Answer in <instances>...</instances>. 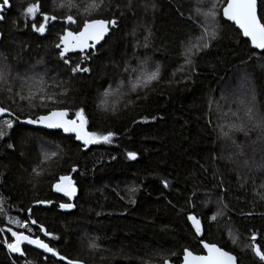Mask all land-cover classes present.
<instances>
[{"label":"trees","instance_id":"obj_1","mask_svg":"<svg viewBox=\"0 0 264 264\" xmlns=\"http://www.w3.org/2000/svg\"><path fill=\"white\" fill-rule=\"evenodd\" d=\"M196 1L103 0L88 14L84 6L90 0H74L79 8L71 10L57 7L61 0H38L40 12L56 15L58 21L69 13L76 19L71 25L49 24L41 36L31 29L33 22L37 26L42 22L41 17L33 21L22 15L23 8L36 0H10L11 8L0 22V66L9 73L7 82L0 84L2 106L15 110L21 119L42 114L46 109L30 110L18 98L11 103L7 88L12 95L27 94L28 87L43 77L47 92L67 90L61 97L66 103L59 106L68 108L70 118L83 108L89 131H111L114 136L111 144L84 150L73 137L17 123L10 137L0 140V229L5 235L0 233V264H66L28 248H22L23 257L10 254L3 243L11 242L8 228L38 236L60 255L82 264H150L165 259L179 264L184 248L202 253L200 239L232 253L239 264H264L250 248L255 233V243L264 250V131L244 116L249 105L242 95L241 107L235 102L226 108L228 129H221L233 134L232 140L219 138L223 118L217 113L222 89L236 70L243 69L254 90L250 105L264 114V66H260L264 55L253 51L238 30L223 21L221 10L227 0H219L217 38L208 50L192 57L194 71L189 65L184 73L177 71L184 64L182 53L189 38L194 41L203 30L204 17L196 9L205 8ZM258 4L259 15L264 16V0ZM98 18L115 19L117 26L96 46L95 55L82 62L91 71L73 75L54 45L65 28L78 31L84 19ZM80 55L70 52L67 58L74 64ZM157 63L158 81L132 92L119 87L129 77L126 68L146 66L151 72ZM111 88H119L118 93L103 111L97 107L100 95ZM241 122L246 132L229 131L230 124ZM8 142L13 149L6 147ZM129 151L136 152L137 159L129 160ZM51 152L57 155L41 163ZM247 164L254 170L249 171ZM33 168L41 174L35 175ZM62 175L69 176L76 188L71 198L56 194L52 187ZM162 181L169 186L165 188ZM42 200L52 203H37ZM61 203L74 207L61 209ZM215 208L222 214L212 221ZM188 213L201 220L202 237L194 236ZM9 217L27 223L32 232L9 223ZM40 225L56 238L40 232ZM93 242L96 248L90 247Z\"/></svg>","mask_w":264,"mask_h":264},{"label":"snow or ice","instance_id":"obj_2","mask_svg":"<svg viewBox=\"0 0 264 264\" xmlns=\"http://www.w3.org/2000/svg\"><path fill=\"white\" fill-rule=\"evenodd\" d=\"M103 4V0H90L84 6L85 13H92L99 9ZM59 8L73 9L79 8V5L74 2V0H61L57 5ZM154 7V5H153ZM11 8L10 0H0V22L5 21V11ZM197 13L204 17V22L202 24L201 34L195 38L196 42L193 43L192 39L189 38L185 51L182 53L184 56V64L181 65L177 71H183L185 65L193 66L192 57L201 51L208 50L211 47V41L217 38V28L220 21L217 19V0H213L207 11H201V9H196ZM22 15L24 17L31 18L33 21L37 20V17H42V21L37 26V23L33 22L31 24V29L33 32L43 36L46 32V25L50 20H57L56 15H49L47 13L40 12V4L38 0L36 2L27 4L23 8ZM222 16L226 22H231L236 29L239 30V34L246 38V43H250V47L253 50H261V55H264V16L259 15V4L258 0H227L226 5L222 8ZM66 24H75L76 19L72 14H66L60 17ZM191 19V17H189ZM16 23V21H13ZM111 28L117 26V21L115 19H84L82 22V27L78 31H71L65 28L61 35L58 36V43L54 46L59 50V58L64 65L69 66V71L75 75L77 73H89L91 71L90 67H83L82 62L90 60L96 52V46L105 40L106 35ZM3 33L0 32V37ZM147 39V38H146ZM147 47V45H145ZM91 50V51H89ZM79 52L83 55L79 56V61L77 63H72L67 54L70 52ZM146 63V61L144 62ZM128 69L126 68L125 71ZM175 74V73H174ZM160 76V66L157 63L155 70L151 72H141L140 75L136 77V82L131 85V90L135 91L137 88H144L149 86L153 81H158ZM9 78V73L6 70V66H0V84L7 82ZM122 83V82H121ZM43 77H40L34 83L28 87L27 94L21 91L16 92L12 95L11 87L7 88V92L10 94L8 99L11 103L15 104L17 102L16 98L20 101H25L27 107L30 110H35L38 108L46 109L42 114L35 116H28L25 119H21L16 111L10 107L2 106L3 102L0 101V117H5L0 119V140H4L10 137V131L15 127L17 123L24 125L40 126L47 129H60L66 134H74L75 140L82 142L83 146L86 148L89 145L94 144H111L113 140L114 133L108 131L106 133H99L97 131H89L87 129L88 120L85 116L83 108H78L75 110V118L69 119V110L66 107H60L59 105H64L66 103L65 99L61 97L67 96V90L60 93H49L44 88ZM25 85L22 84V88ZM118 91V89H117ZM112 95L110 89H106L103 93L105 99L101 100L100 104L97 105L98 108L103 111H108V101L107 97ZM37 101L39 103H37ZM49 105H52L51 107ZM22 111V110H21ZM237 116V113H233ZM244 116L248 121H255L253 127H260L264 129V114H258L253 111L252 107H246ZM237 119H240L237 116ZM245 131L246 129L243 122L240 124H230L229 131ZM223 136L228 137V131H222ZM235 143V141H233ZM8 149H13L14 144L8 142L6 144ZM239 147V146H237ZM57 155L56 152L45 153L44 159L41 163H45L52 157ZM127 158L129 160L137 159V153L129 151L127 152ZM33 173L39 176L41 173L37 168L32 169ZM75 171V169H73ZM164 187L167 188L168 182L162 181ZM53 189L57 193H63L66 197H73L76 193V188L73 185L72 180L67 175H62L58 178L57 182L52 185ZM135 188L130 189L131 192H135ZM264 198V197H262ZM2 199V198H0ZM41 204H51L52 201H37ZM191 204V199L189 200ZM222 203V200H221ZM61 209H71L74 207L71 203H61L59 205ZM226 207V205H225ZM30 211V209H29ZM221 212L213 214L210 219L212 221L216 220L217 215H221ZM187 222H190L191 229L193 230L195 237L203 236V225L201 220L192 213H188ZM9 223L16 224L19 228L27 229L29 233L32 232V228L29 227L27 223H21L19 220H15L9 217ZM31 224L36 225L35 220L31 221ZM39 231L43 232L45 236L52 237V234L48 232L42 225L38 226ZM7 231L11 234L10 240L5 239L3 241L9 253L19 254V256H25V251L22 249L21 245L26 243L28 245H33L37 249H42L45 253H50L51 256L57 257L60 261H65L66 264H82L80 260L68 259L67 257L60 255L59 252L51 247L49 243L45 242L38 236L33 238L31 235L25 234L24 231H14L12 228H8ZM4 229H0V233H3ZM231 235V233H230ZM55 239L56 237H52ZM257 237L253 233L251 235V240L253 243L250 248L254 255L259 259V261L264 262V250L262 247L255 243ZM232 242L235 244L236 240L233 237ZM202 245V250L206 253L203 255H196L188 248L183 249V261L182 264H237V258L232 253H229L219 247L215 243L205 242L203 239L199 240ZM90 247L96 248L97 245L93 242ZM175 255V253H172ZM163 264H170V262L165 259Z\"/></svg>","mask_w":264,"mask_h":264},{"label":"rangeland","instance_id":"obj_3","mask_svg":"<svg viewBox=\"0 0 264 264\" xmlns=\"http://www.w3.org/2000/svg\"><path fill=\"white\" fill-rule=\"evenodd\" d=\"M218 1L219 0H217V5H218ZM212 3H213V0H198V1H196V4H198L199 6H203L205 8V10H203V11H207ZM192 42L195 43L196 40H194ZM186 46H187V44L185 45V48H186ZM145 65L149 67L151 65V63L149 61H146ZM146 66H144L145 68H139V69H133L132 68V69H128V70H130V72L128 74L129 77L125 81V83L123 85H119V87L120 88L121 87L122 88H125L126 87L130 92H132L131 85L136 82V77L138 75H140L141 72H149L148 70H146L148 68ZM260 66H264V60L260 63ZM185 67H187V65H185L184 68ZM184 72H185L184 70L183 71H180V73H184ZM226 85L227 86H225L222 89V92H221V95L223 96V98L221 99L220 105H218L220 107V110L217 109V113L218 114L220 113L221 118H223V120H221L222 124L220 126V129H219L218 133L220 135L219 136L220 139H222V140L231 139L232 140L234 138L233 137V134L229 135L228 137H225L221 133H222V131H227V130H221V129H228V128H226V124H225L226 123V120H224L226 118V116L229 115L228 112H226V108L229 105L230 106H233L234 104L236 105L235 102H237V104L239 105V107H241V103L240 104L238 103V96L242 95V97H243V100L242 101H245L246 100V104L249 105L248 107H252L254 112H256L258 114H260V113L258 112V110L254 106L250 105V104H254V90H253V87L251 85V81H250L249 77H247L245 75L243 69L236 70L235 75H233V79L230 82L226 83ZM117 89H119V88H116V89L111 88L110 89L112 91V95H110V96H108L106 98L107 101L109 100V98L117 95L118 92H115V90H117ZM245 95L247 96V98L245 97ZM103 99H105V97L103 96V93H102L100 95V98H99V104H100L101 100H103ZM111 104L112 103L108 101V108L111 106ZM253 122L255 123V121H253ZM258 128H259V130L264 131V129H262L260 127H258ZM232 132H233V130H232ZM223 162L229 164L228 161H225L224 160ZM234 163L237 164V165H244L245 166V162L244 163L243 162H234ZM250 165L251 164H249L247 166L249 168V171L251 169H253V168L250 167ZM211 204L212 205H217L218 203H213V201H212ZM212 211H213L214 214L217 213V212H221L219 210V208L212 209ZM217 216H220V215H217ZM1 229H2V227H1ZM230 233L231 232H229V237L231 239H233L234 235L232 233L230 235ZM2 234L5 237L4 232ZM239 243L237 244V246H240L242 248H245L246 244H241L242 245L241 246Z\"/></svg>","mask_w":264,"mask_h":264},{"label":"water","instance_id":"obj_4","mask_svg":"<svg viewBox=\"0 0 264 264\" xmlns=\"http://www.w3.org/2000/svg\"><path fill=\"white\" fill-rule=\"evenodd\" d=\"M226 5V4H225ZM8 10H10V9H7L6 11H8ZM221 16H222V10H221ZM222 19H223V21L224 22H226L225 20H224V18H223V16H222ZM57 22H64V21H58V20H50L49 22H48V24L46 25V27L49 25V24H53V23H57ZM226 23H228V24H231V25H233L231 22H226ZM234 26V25H233ZM110 28H111V26H110ZM234 28H235V26H234ZM236 29V28H235ZM236 30H238V29H236ZM238 32H239V30H238ZM241 37H242V39H244V40H246V38L245 37H243L242 35H241ZM0 41H1V37H0ZM249 45H250V43H249ZM251 48V47H250ZM252 49V48H251ZM253 50V49H252ZM253 51H256V52H261V50H253ZM3 118H5V117H0V119H3ZM69 119H72V118H70V116L68 117ZM23 120V119H22ZM22 127H24V128H27V129H30V130H38V131H46V132H59V133H61L62 134V136H64V137H73V138H75L74 137V134H66V133H64L62 130H60V129H47V128H43V127H40V126H32V125H24V124H20ZM77 141V140H76ZM83 148H84V150H87V148L88 147H84L83 146V144H82V142H80V141H77ZM71 179V178H70ZM55 193L56 194H61V195H63V193H57L56 191H55ZM189 224H190V222H189ZM191 226V225H190ZM21 247L22 248H28V249H31V250H33L34 252H36V253H44L43 252V250L42 249H37V248H35V246H33V245H28V244H26V243H24V244H22L21 245ZM201 247H202V245H201ZM194 253V252H193ZM10 254H12V255H16V254H14V253H10ZM194 254H196V255H203V254H206L203 250H202V253H200V254H197V253H194ZM182 261H183V254H182V256H181V261H180V263L179 264H182ZM170 262V261H169ZM150 264H163V263H150ZM170 264H174V263H172V262H170ZM237 264H239L238 263V261H237Z\"/></svg>","mask_w":264,"mask_h":264},{"label":"built area","instance_id":"obj_5","mask_svg":"<svg viewBox=\"0 0 264 264\" xmlns=\"http://www.w3.org/2000/svg\"><path fill=\"white\" fill-rule=\"evenodd\" d=\"M1 235L3 236V234L1 233Z\"/></svg>","mask_w":264,"mask_h":264},{"label":"flooded vegetation","instance_id":"obj_6","mask_svg":"<svg viewBox=\"0 0 264 264\" xmlns=\"http://www.w3.org/2000/svg\"><path fill=\"white\" fill-rule=\"evenodd\" d=\"M41 19H42V17H41ZM43 22V21H42Z\"/></svg>","mask_w":264,"mask_h":264}]
</instances>
